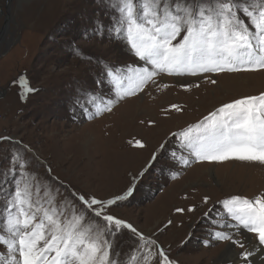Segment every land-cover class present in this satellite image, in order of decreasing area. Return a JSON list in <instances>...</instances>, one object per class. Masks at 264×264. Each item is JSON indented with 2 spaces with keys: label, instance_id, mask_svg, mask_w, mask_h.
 Masks as SVG:
<instances>
[{
  "label": "rangeland",
  "instance_id": "obj_1",
  "mask_svg": "<svg viewBox=\"0 0 264 264\" xmlns=\"http://www.w3.org/2000/svg\"><path fill=\"white\" fill-rule=\"evenodd\" d=\"M113 14L118 15L107 0H12L7 23L0 17V31L5 25L0 89H6L0 97V235L8 237L6 218L16 212L10 202L21 171L36 178L30 182L41 185V195L45 186L55 194L57 208L70 203L77 213L83 208L79 196L107 200L137 178L133 196L111 206L108 214L156 241L141 253L164 251L175 264H217L230 242L216 239V233L235 235L222 202L234 196L264 198V164L199 161L180 149L173 134L225 103L264 93V70L160 74L143 91L118 100L111 111L94 115L92 104L77 100L86 93L116 100L105 78L107 66L148 67L125 40L96 31L101 23L109 26ZM21 80L33 90L24 99ZM136 141L144 147H136ZM14 157L24 164L22 170L13 167ZM139 243L134 233L122 229L115 238L117 259L143 264L142 258L130 262ZM6 252L0 246V254ZM150 264H156L155 257Z\"/></svg>",
  "mask_w": 264,
  "mask_h": 264
},
{
  "label": "snow or ice",
  "instance_id": "obj_2",
  "mask_svg": "<svg viewBox=\"0 0 264 264\" xmlns=\"http://www.w3.org/2000/svg\"><path fill=\"white\" fill-rule=\"evenodd\" d=\"M107 3L118 15H111V24L101 23L96 31H107L116 39L125 40L141 65L148 67L107 66L105 78L113 86L116 100H105L102 95L91 93L77 100L83 101L82 106L92 104L96 109L94 115L111 111L118 100L143 91L160 74L196 77L264 70V0H107ZM243 17H247V23ZM20 83L24 99L33 90L23 80ZM181 86L189 89L192 85ZM172 107L180 110L176 105ZM173 135H178L180 149L199 161L264 164V93L225 103L199 123ZM135 146L144 147L140 141ZM172 155L175 157L176 153ZM12 165L24 168L19 157L13 158ZM146 171L147 168L142 170L139 177ZM21 177L10 202L16 212L9 211L6 218L8 237L0 235V246L7 249L6 255L0 254V264H122L115 250V238L122 229L130 230L140 241L130 262L142 258L143 264H150L155 257L156 264H175L164 251L143 255L140 250L155 246L156 241L108 214L111 206L133 196L137 178L125 192L107 200L79 196L83 208L77 213L70 203L57 208L55 194L46 186L41 195V185L30 182L36 179L34 176L21 171ZM222 207L234 222L235 235L216 233V239L230 242L217 264H254L255 252L264 255V198L249 200L234 196L224 200ZM237 248L241 251L237 252Z\"/></svg>",
  "mask_w": 264,
  "mask_h": 264
},
{
  "label": "flooded vegetation",
  "instance_id": "obj_3",
  "mask_svg": "<svg viewBox=\"0 0 264 264\" xmlns=\"http://www.w3.org/2000/svg\"><path fill=\"white\" fill-rule=\"evenodd\" d=\"M2 7L3 10L1 9ZM11 7H12V0H2V4L0 3V17L2 16L4 18L5 23H7L9 17V11Z\"/></svg>",
  "mask_w": 264,
  "mask_h": 264
},
{
  "label": "bare ground",
  "instance_id": "obj_4",
  "mask_svg": "<svg viewBox=\"0 0 264 264\" xmlns=\"http://www.w3.org/2000/svg\"><path fill=\"white\" fill-rule=\"evenodd\" d=\"M174 80V79H173ZM196 80V79H195ZM177 83H184L186 82L185 80L184 81H181V80H175ZM188 81H191V80H188ZM245 235H248L247 233H245ZM243 238V237H241ZM229 247L226 246L225 248V251L226 249H228ZM225 251L223 252V254L225 253ZM239 252V251H237ZM253 259H254V264H262V261H264V255H262L259 251L255 252L254 255H253ZM220 260V258H219Z\"/></svg>",
  "mask_w": 264,
  "mask_h": 264
},
{
  "label": "water",
  "instance_id": "obj_5",
  "mask_svg": "<svg viewBox=\"0 0 264 264\" xmlns=\"http://www.w3.org/2000/svg\"><path fill=\"white\" fill-rule=\"evenodd\" d=\"M4 32H5V25H4V27H3V29L0 31V36H2L3 34H4ZM2 95H0V97H1Z\"/></svg>",
  "mask_w": 264,
  "mask_h": 264
},
{
  "label": "crops",
  "instance_id": "obj_6",
  "mask_svg": "<svg viewBox=\"0 0 264 264\" xmlns=\"http://www.w3.org/2000/svg\"><path fill=\"white\" fill-rule=\"evenodd\" d=\"M0 94H1L2 96H3L4 94H6V89H4V90H1V89H0ZM2 96H1V97H2Z\"/></svg>",
  "mask_w": 264,
  "mask_h": 264
},
{
  "label": "built area",
  "instance_id": "obj_7",
  "mask_svg": "<svg viewBox=\"0 0 264 264\" xmlns=\"http://www.w3.org/2000/svg\"><path fill=\"white\" fill-rule=\"evenodd\" d=\"M0 119H1V118H0ZM7 138H8V137H7ZM7 138H6V139H7Z\"/></svg>",
  "mask_w": 264,
  "mask_h": 264
}]
</instances>
